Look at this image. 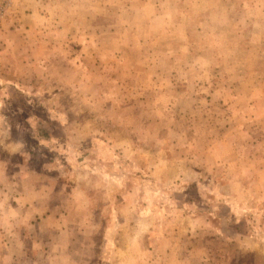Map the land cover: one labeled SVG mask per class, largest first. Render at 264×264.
I'll use <instances>...</instances> for the list:
<instances>
[{"label": "rangeland", "instance_id": "1", "mask_svg": "<svg viewBox=\"0 0 264 264\" xmlns=\"http://www.w3.org/2000/svg\"><path fill=\"white\" fill-rule=\"evenodd\" d=\"M0 264H264V0H0Z\"/></svg>", "mask_w": 264, "mask_h": 264}]
</instances>
